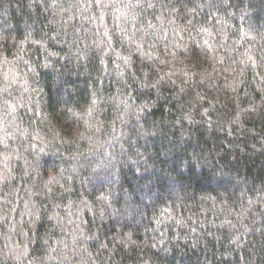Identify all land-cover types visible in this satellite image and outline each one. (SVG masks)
<instances>
[{"label": "trees", "instance_id": "16d2710c", "mask_svg": "<svg viewBox=\"0 0 264 264\" xmlns=\"http://www.w3.org/2000/svg\"><path fill=\"white\" fill-rule=\"evenodd\" d=\"M0 264H264V0H0Z\"/></svg>", "mask_w": 264, "mask_h": 264}]
</instances>
